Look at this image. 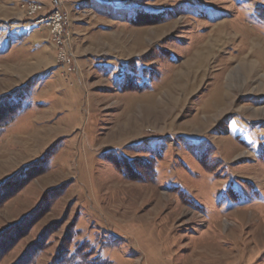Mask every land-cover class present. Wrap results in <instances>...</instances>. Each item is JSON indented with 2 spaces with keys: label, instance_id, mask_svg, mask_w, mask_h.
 <instances>
[{
  "label": "rangeland",
  "instance_id": "1",
  "mask_svg": "<svg viewBox=\"0 0 264 264\" xmlns=\"http://www.w3.org/2000/svg\"><path fill=\"white\" fill-rule=\"evenodd\" d=\"M22 1L0 0V264H264V0H62L69 72L33 20L51 0Z\"/></svg>",
  "mask_w": 264,
  "mask_h": 264
},
{
  "label": "built area",
  "instance_id": "2",
  "mask_svg": "<svg viewBox=\"0 0 264 264\" xmlns=\"http://www.w3.org/2000/svg\"><path fill=\"white\" fill-rule=\"evenodd\" d=\"M29 4H33L30 0H23L21 6L24 10H29ZM41 19H49V26L46 27L51 38H56L59 42L58 65L65 68L66 72L72 70L73 63L71 51L68 46V30L66 16L64 15V5L62 0H51V10L47 13H42V18L33 19L37 21V25H41Z\"/></svg>",
  "mask_w": 264,
  "mask_h": 264
},
{
  "label": "trees",
  "instance_id": "3",
  "mask_svg": "<svg viewBox=\"0 0 264 264\" xmlns=\"http://www.w3.org/2000/svg\"><path fill=\"white\" fill-rule=\"evenodd\" d=\"M132 79H133V73H129V74H127L126 76H125V79H124V83H123V86H124V88H126V89H128V88H135L136 86L138 87H141L142 85L140 84V83H133V81H132ZM129 83V84H128ZM13 98H15L14 96H13ZM12 106V105H11ZM11 109V108H10ZM3 112V113H2ZM5 115H7V111L6 112H4V110L3 111H1V109H0V118H6L5 117ZM14 117V116H13ZM13 117H11L10 118V120H7V121H5L2 125L0 124V127L2 128V127H4V126H6L7 125V123H9L12 119H13ZM3 121V120H2ZM0 122H1V120H0ZM1 131H2V129H0ZM120 161V159L119 158H117V160H113V164L116 166V168H117V170H119V171H122V168L121 167H119L118 166V164H117V162H119ZM153 170L155 171L156 169L155 168H153ZM236 189V188H235ZM232 190H234V187H232L231 185H229L227 188H226V192H224L223 193V195H226V194H229V191H231L232 192ZM225 197V196H224ZM66 264H70V263H68L69 261H64ZM72 263V262H71ZM72 264H76V262H73ZM77 264H79V263H77Z\"/></svg>",
  "mask_w": 264,
  "mask_h": 264
},
{
  "label": "bare ground",
  "instance_id": "4",
  "mask_svg": "<svg viewBox=\"0 0 264 264\" xmlns=\"http://www.w3.org/2000/svg\"><path fill=\"white\" fill-rule=\"evenodd\" d=\"M32 3L33 4H29L31 9H35L36 7L42 6V4H40V2H37V1H32ZM37 18H42V16L37 17ZM41 24H45V26H49V19H41ZM53 41L56 43V45H57L56 47H58V50H59V42H57L56 38H53Z\"/></svg>",
  "mask_w": 264,
  "mask_h": 264
}]
</instances>
